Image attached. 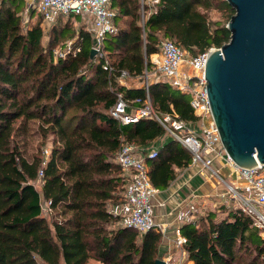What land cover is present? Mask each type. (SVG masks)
<instances>
[{
	"label": "trees",
	"instance_id": "1",
	"mask_svg": "<svg viewBox=\"0 0 264 264\" xmlns=\"http://www.w3.org/2000/svg\"><path fill=\"white\" fill-rule=\"evenodd\" d=\"M110 2L114 20L127 19L105 38L111 72L90 58L92 36L82 24L74 28L77 16L58 17L44 44L42 15L34 22L35 9H29L24 25L26 0H0V264H155L161 258L160 232L117 226L108 207L120 200L126 183L114 160L120 146L146 148L165 131L151 118L121 125L109 111L118 93L135 108L146 103L148 90L156 112L174 111L185 122L198 117L187 94L169 83L128 88L118 77L149 72L150 56L164 40L193 57L221 47L229 40L226 24L234 9L226 0ZM211 11L223 21L211 19ZM72 37L71 50L56 55L54 46ZM33 136L38 146L28 152ZM48 138L46 158L41 148ZM152 150L156 156L145 158L149 179L165 189L189 166L191 154L172 139ZM43 201L50 218L43 215ZM181 230L191 264H264V238L238 210L220 218L207 211Z\"/></svg>",
	"mask_w": 264,
	"mask_h": 264
},
{
	"label": "built area",
	"instance_id": "2",
	"mask_svg": "<svg viewBox=\"0 0 264 264\" xmlns=\"http://www.w3.org/2000/svg\"><path fill=\"white\" fill-rule=\"evenodd\" d=\"M29 9H36L48 25L55 23L60 16L74 15L81 18L85 30L92 36L91 48L95 49L94 56L101 61L104 70L109 72L113 70L104 47L106 36L118 30L114 21L115 11L111 7L110 0H26V11ZM72 42L66 50L58 52L57 55L64 56L70 51ZM215 49L220 47L210 48L197 56L186 58L185 51L177 44L164 40L158 52L150 56V62L155 71L163 76L164 82L190 96L189 104L193 113L202 122L199 129L193 130L189 122L180 119L174 111L156 112L151 106L148 91L146 103L135 107L134 113L128 112V101L121 93H118L116 102L109 113L121 125L135 123L141 118L156 120L169 138L177 141L191 154L190 164L184 172L190 176L193 170L196 174L218 182L222 186L218 193L221 206H225L227 210H238L251 217L260 235L264 236V164L257 161V164L251 167L236 165L226 153L220 141L217 126L212 119L204 71L208 55ZM75 51H79V48L77 47ZM126 76L123 72L118 77V81ZM45 152L47 158L49 153L47 150ZM156 154V150H151L145 156L133 144L123 143L120 146L114 160L124 171L126 183L120 200L110 205L108 211L118 218L123 227L133 228L139 234L155 228L163 236L168 230V224L155 219L158 209L164 211L165 204L155 202V198L161 194V191L151 184L145 160L146 157L153 158ZM216 159L223 162V165L231 166L232 173L229 174L232 177L231 182L225 180L219 168H214ZM38 176H42V171ZM177 183H174V188H169L167 198L174 201L176 216L185 223H189L195 212L193 199L196 195L192 194L191 200L181 207L179 197L177 198L179 187L175 188ZM46 203L50 211L49 202ZM171 231L175 248L181 250L180 258L173 260L171 255L161 258L166 264H187L183 250L186 237L180 226H173Z\"/></svg>",
	"mask_w": 264,
	"mask_h": 264
},
{
	"label": "water",
	"instance_id": "3",
	"mask_svg": "<svg viewBox=\"0 0 264 264\" xmlns=\"http://www.w3.org/2000/svg\"><path fill=\"white\" fill-rule=\"evenodd\" d=\"M226 2L234 9L226 24L230 37L208 55L206 91L226 153L236 165L251 167L264 164V0Z\"/></svg>",
	"mask_w": 264,
	"mask_h": 264
},
{
	"label": "crops",
	"instance_id": "4",
	"mask_svg": "<svg viewBox=\"0 0 264 264\" xmlns=\"http://www.w3.org/2000/svg\"><path fill=\"white\" fill-rule=\"evenodd\" d=\"M78 23L79 25H84L83 21L81 18H79ZM115 21V20H114ZM116 25L118 28H124L127 23V19H120L119 21H115ZM52 25V24H51ZM85 28V25H84ZM153 65V64H152ZM154 67V66H153ZM147 71H145L146 73ZM148 83V82H147ZM128 88H140V85H125ZM147 88V84H145ZM148 90H146L147 92ZM189 99L190 96L188 95ZM190 124H201L202 122L197 120L195 122H189ZM171 139V138H169ZM158 147V146H157ZM156 147V148H157ZM141 149L142 153L146 156L150 151L145 153L144 150L145 147H139V150ZM140 151V152H141ZM215 166H217L221 171L223 172H228V174L232 173V168L229 165H223V162L220 160L216 159L214 161ZM184 172V169L178 170V174L176 178L170 182L168 187L165 189H159L161 191V194H159L155 198L156 203H161L163 202L165 204L164 211L162 209H158V214L156 217V221L159 222H166L168 224V230L166 231V234L162 236V242L159 246V253L161 257H165L167 255H171L172 259L177 260L180 258L181 255V250L175 248L173 244V235L171 229L173 226H180L182 227L184 224H186L184 221H182L180 218L176 216L175 210H174V201L171 199H168V190L169 188H174V183L178 182L175 186V188H178L177 192V198L179 197L178 201H180V206L184 207L185 204L191 200L190 198L193 195H196V197L193 199V205H194V214L192 215V221H195L200 217L201 214H204L207 211H213L215 210L213 205L215 203H218L220 201L218 197L219 191L222 189V186L212 180L209 179L201 174H196L193 170L190 173V176ZM192 207V206H191ZM223 210L228 211L225 206H221ZM165 212V214L163 213ZM167 213V215H166ZM191 221V222H192ZM177 257V258H176ZM189 261H187V264ZM191 264V262H190Z\"/></svg>",
	"mask_w": 264,
	"mask_h": 264
},
{
	"label": "rangeland",
	"instance_id": "5",
	"mask_svg": "<svg viewBox=\"0 0 264 264\" xmlns=\"http://www.w3.org/2000/svg\"><path fill=\"white\" fill-rule=\"evenodd\" d=\"M211 14H210V17H211V19H213V20H217V19H221L220 18V13L219 12H217V11H211L210 12ZM39 13L37 12V10L35 9V19L33 20L34 22L35 21H37L38 19H39ZM23 24L24 25H26L27 24V20H28V11H26V9H25V11H24V13H23ZM38 18V19H37ZM222 21H223V19H221ZM65 20H62L61 21V23H63ZM41 26H42V28L44 29V38H43V42H44V44H47L48 43V32H49V29H50V27H51V25H48L47 23H45L44 21H43V19L41 18ZM74 28H78V23H75V27ZM109 36V35H108ZM107 37V36H106ZM73 38L74 37H72V38H70V39H66L65 41H64V44L63 45H61V43H59V44H57L56 46H54V53H56V55H57V53L58 52H60V51H64V50H66L70 45V43L73 41ZM105 42V41H104ZM192 54H190V53H188V52H185V56H186V58H191V57H193V56H191ZM156 81V80H159V81H162V82H164L165 81V79L163 78V76L160 74V73H158V72H156L155 71V68L153 67L149 72H147V73H144V75L142 76V77H138V78H134V77H128V76H126V77H124V78H122V79H120L119 80V83L120 84H122V85H145V84H147V82H150V81ZM187 98H189L188 97V95H187ZM127 110H128V112L129 113H134L135 111V108L134 107H131L130 105L128 106V108H127ZM189 126L193 129V130H197V129H199V124H190L189 123ZM166 139H169V136L167 135V133H165L164 134V136H162L160 139H158L157 141H155V142H153L152 144H150L149 146H147L145 149L146 150H144L145 151V153H147L148 151H151L152 149H154V148H156L157 146H159L164 140H166ZM28 140H29V143H28V145H27V151L28 152H33V151H35L36 150V147L38 146V141H39V139L37 138V137H35V136H33V137H29L28 138ZM134 145V144H133ZM136 148H139V146H136V145H134ZM50 147H51V140L48 138L47 140H46V143L42 146V151H41V154L42 155H44L45 156V154H46V150L48 151V153H49V149H50ZM140 151H141V149H140ZM142 152V151H141ZM214 166V168H218L217 166H215V165H213ZM123 172V174H125L124 173V171H122ZM220 174L225 178V180L227 181V182H231V180H232V177H230L229 176V174H228V172L226 173V172H223V171H221L220 170ZM40 184H41V181L38 179L37 180V182L35 183V185H36V188H38L39 189V187H40ZM123 192V191H122ZM219 197V196H218ZM219 199H220V197H219ZM42 206H43V210H42V212H43V215L44 216H46L47 218H50V216H51V212L48 210V208H47V203L46 202H42ZM214 207V209L215 210H213V211H215V213H216V217L217 218H220V217H223V216H225V214L228 212V211H225V210H223V208L221 207V204H220V201L218 202V203H215L214 205H213ZM229 210V209H228ZM263 212H264V209H263ZM115 225H117V226H119L120 224H119V222L117 221L116 223H115ZM262 236V235H261ZM263 238H264V236H262ZM164 258V257H163ZM177 258V257H176ZM175 260V259H174ZM189 263H190V261H189ZM89 264H98L97 262H95V261H90L89 262Z\"/></svg>",
	"mask_w": 264,
	"mask_h": 264
}]
</instances>
